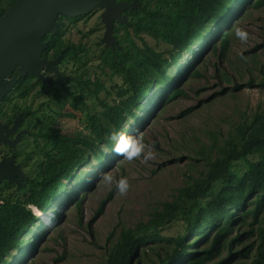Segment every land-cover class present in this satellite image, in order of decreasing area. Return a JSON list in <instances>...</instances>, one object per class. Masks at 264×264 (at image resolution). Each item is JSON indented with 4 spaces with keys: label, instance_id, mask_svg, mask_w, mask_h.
I'll list each match as a JSON object with an SVG mask.
<instances>
[{
    "label": "rangeland",
    "instance_id": "374dc122",
    "mask_svg": "<svg viewBox=\"0 0 264 264\" xmlns=\"http://www.w3.org/2000/svg\"><path fill=\"white\" fill-rule=\"evenodd\" d=\"M117 27L121 32L123 28ZM236 27L249 33L247 43L235 37ZM210 28L212 31L205 33L201 41H196L191 51L181 53L176 67H167L168 78L154 81L148 88L149 101L142 100L148 110L137 109L142 119H128L123 123L131 129V135L138 131L142 133L144 143L156 152L155 160L148 164L129 162L104 145V162L89 154L80 164V168L88 170L83 175L84 180H77L74 175L67 179L49 210L42 212L44 217L32 207L39 218L36 233L32 236L26 234L32 244L21 253L12 249L13 254L7 256L11 264H99L106 256L107 237L111 240L121 226L132 227L134 234L150 231L158 234L153 241L140 246L138 264H149L154 260V249L161 251L170 247V238L184 229V210L155 229L152 226L137 228V224L144 222L162 200L170 199L177 186L205 169L206 161L217 153V146L233 131L234 124L246 120L254 109L264 117V80L261 81L262 76L264 78V0L232 2L228 17ZM103 30L99 9L76 19L64 20L61 38L65 44L79 45H74L79 59H61L60 56L56 62L60 78L47 70L43 73L45 81L41 91L36 85L25 96L11 91L0 103L2 120H9L19 109H28V117H35L33 122L21 124L23 129L19 130L20 136L13 145L18 155L16 163L25 174H33L36 160L42 157L37 147L42 140L31 133L39 125L49 124L70 135L87 132L86 112L97 109L96 100L84 88H75L73 74L84 69L87 75H97L106 84L111 85L114 80L119 82L117 77H110L106 67L98 66V53L106 44L101 41ZM142 36L156 49L168 47L161 40L155 41L146 34ZM221 38H226L222 50ZM134 39L139 42L137 37ZM175 88L179 91H173ZM78 92L83 94L85 105L78 103L72 108L71 93ZM61 112H72V115H62ZM247 158L255 157L248 155ZM246 166V159L240 156L229 161L228 168L234 180ZM102 173H110L115 179L127 177L130 183L127 195L121 196L114 190L106 197L112 185L100 182ZM3 182L6 187L2 196L8 192L20 194L11 182ZM220 185L221 182L215 180L210 192L200 198L198 204H203L211 191L215 192ZM254 196L252 194L245 200L244 208L253 205ZM189 203L188 199L183 201L185 208ZM263 213L264 199L258 214L262 224ZM234 217L231 232L221 238L218 251H214L209 260L225 254L226 239L232 235L239 233L233 241L235 248L255 238L256 222L250 223V213L238 209ZM211 233L200 241L199 247L209 243ZM191 256L186 255L179 264ZM243 259L247 260L234 255L225 263L233 264Z\"/></svg>",
    "mask_w": 264,
    "mask_h": 264
},
{
    "label": "trees",
    "instance_id": "16d2710c",
    "mask_svg": "<svg viewBox=\"0 0 264 264\" xmlns=\"http://www.w3.org/2000/svg\"><path fill=\"white\" fill-rule=\"evenodd\" d=\"M12 1L0 0V15ZM139 1V7L125 10L127 24L120 23L125 28L124 34L117 37L116 44H104L97 56L98 66L106 67L110 77H117L119 82L114 80L111 85L106 84L97 75H87L84 69L72 76L75 88H84L96 100L97 109L92 113L86 112L87 132L70 135L49 124H41L31 132L42 140L37 146L42 157L36 160L33 174H27L20 184L14 186L20 194L8 192L1 196L0 264H11L7 256L13 254L12 249L21 253L32 244L26 234H35V227L39 223L38 214L32 207L38 213L50 208V204L62 192L65 181L71 176L84 180L83 175L88 170L80 168V164L87 160L89 154L104 162L106 154L101 146L112 150L113 132L131 135V129L123 123L128 119H142L137 109H147L142 100L149 101L146 92L151 84L168 78L167 67H176L181 53L191 51L196 41H201L205 33L212 31L211 26L225 20L232 9V2L243 0ZM60 27L54 33L42 35L41 39L46 41L42 55L52 58L61 52V59H79L74 44L63 42ZM142 34L155 41L161 40L168 47L165 50L156 49L145 41ZM225 40L221 38L220 50ZM29 77L32 74L18 77L15 89L18 88L20 95L24 94L23 82ZM177 90L173 89L175 92ZM101 91L102 95H99ZM7 96H2L0 103ZM82 97L81 92L71 93L72 108L78 103H85ZM60 114L72 115V112ZM216 149L217 153L206 161V167L199 175L177 186L170 199L162 200L158 207L150 211L144 222L137 224V228L152 226L155 229L173 218L178 211L184 210L183 231L170 238V247L161 251L154 249L156 257L149 264H179L190 254L192 256L183 264H230L225 262L230 261L234 255L247 260H237L233 264H264V224L259 221L258 215L264 199V117L254 109L246 120L234 124L233 131L228 133ZM248 155L255 158L248 159ZM234 156L245 158L247 164L236 180L228 168ZM215 180L221 182L219 188L215 192L211 191L203 204H198V200L210 192ZM114 190L113 184L106 197ZM252 194L255 195L253 205L244 208L245 200ZM186 199L190 203L185 208L183 201ZM238 209L250 213V223L256 222L255 238L235 248L233 241L239 233L232 235L226 239L225 254L209 260L214 251H218L217 244L221 238L231 232L234 214ZM132 229L130 226H121L111 240L107 237L109 243L106 256L99 264H138L140 246L153 241L158 234L154 231L134 234ZM209 232H212L209 243L199 247L198 244L206 239Z\"/></svg>",
    "mask_w": 264,
    "mask_h": 264
},
{
    "label": "water",
    "instance_id": "95a60500",
    "mask_svg": "<svg viewBox=\"0 0 264 264\" xmlns=\"http://www.w3.org/2000/svg\"><path fill=\"white\" fill-rule=\"evenodd\" d=\"M136 5L138 2L135 0H13L0 15V99L14 84L16 77L26 73L41 78V70L45 69L60 78L56 62L61 52L52 58L43 56L45 41L41 39L46 32L54 33L58 28V14L76 16L90 11L94 6L102 7L100 16L104 30L101 41L110 45L117 42L111 34L112 21H126L125 14H120V10ZM24 113L15 115L10 125L0 121V142L5 141L10 145L17 142L19 131L11 139L7 135L14 132L21 114ZM20 178L22 170L18 163H14L11 157H1L0 181Z\"/></svg>",
    "mask_w": 264,
    "mask_h": 264
},
{
    "label": "clouds",
    "instance_id": "9594fccd",
    "mask_svg": "<svg viewBox=\"0 0 264 264\" xmlns=\"http://www.w3.org/2000/svg\"><path fill=\"white\" fill-rule=\"evenodd\" d=\"M234 34L242 43H247L249 33L246 30L241 27H236ZM241 58L244 59L243 55H241ZM111 139L114 141L112 151L117 156H121L129 162L140 161L142 164H148L149 161L155 160L156 158L154 148L144 143L142 133L139 131L135 135H129L124 132H113ZM101 150H105L103 145L101 146ZM100 182L109 186L114 184L115 190L121 196L127 195L130 189V183L127 177L115 179L110 173H102Z\"/></svg>",
    "mask_w": 264,
    "mask_h": 264
},
{
    "label": "flooded vegetation",
    "instance_id": "af4514ba",
    "mask_svg": "<svg viewBox=\"0 0 264 264\" xmlns=\"http://www.w3.org/2000/svg\"><path fill=\"white\" fill-rule=\"evenodd\" d=\"M114 1H121V0H114ZM124 1H130V0H124ZM136 1L138 2V5H136V6H134V7H139V6H140V1H139V0H136ZM131 8H132V7H131ZM96 9H99V11H100V13H101V11H102V7H100V6H94V7H92V8L90 9V11H94V10H96ZM126 9H129V8H125V9L120 10V14H125V13H126V12H125ZM88 12H89V11H88ZM80 15H82V14H80ZM76 16H79V15H76ZM125 16H126V14H125ZM72 17H74V16H68V15L58 14V16H57V19L59 20V26H58V27H60V23H62V25H63L64 20H66V19L68 20V19H70V18H72ZM79 17H80V16H79ZM79 17H78V18H79ZM120 23L127 24V21H121V22L116 21V20H113V21H112V30H111V34L114 36V38H115L116 40H117V37H121L122 34H124V31H125L124 26L120 25ZM62 25H61V27H62ZM118 25H120V26L123 28L121 32L118 31V30H119V28L117 27ZM61 27H60V29H61ZM46 33H47V32H46ZM45 43H46V41H45ZM113 44H116V43H113ZM74 45H76V47H79L78 44H74ZM105 45H109V44H105ZM110 45H112V44H110ZM102 47H103V46H102ZM57 62H58V61H57ZM58 70H59V69H58ZM46 71H47V70H45V69H42V70H41V72H42V77H41V78H36V77L32 74V77H29L26 81L23 82V88L25 89V92H24L23 95H20V94H19V90H18L17 87H16L17 90L15 89V85H16V82L18 81V77H16V79H15V81H14V84L9 88V90H8L5 94H7V93H9V92L12 91L14 94H17L18 96H25L26 93H27L30 89H32L35 85L37 86V89H39V91H41V89L44 88L43 83H44V81H45V77H44L43 73L46 72ZM13 72H14V69L11 71V74H13ZM26 74H28V73H26ZM30 74H31V73H30ZM24 75H25V74H24ZM20 77H21V76H20ZM35 80H36V81H35ZM61 80H62V79H61ZM59 83H62V81H60ZM0 101H1V99H0ZM30 110H31V109H30ZM0 111H1V109H0ZM19 112H26V113L21 114V116H20V118H19V120H18V122H17V125H16V127H15L14 132H12V133H10V134L7 135L8 138H10V139L14 137L15 132H17V131L23 129V128H21V127H22L21 124H23V123L26 122V121L33 122V121L35 120V117H28V116L30 115L28 109H19V110L15 111V113L12 114V116L9 118V120H2V119H0V121H1V122H6L7 125H10V124L12 123V120H13V118L15 117V115H17ZM19 136H20V135H19ZM17 156H18V155H17V153H15L14 148H13V145H10V144H8V143L5 142V141H1V142H0V158H1V157H5V158L7 159V158L11 157V158L13 159V162L16 163V162H18V160L15 159ZM19 163H20V162H19ZM19 166H20V164L18 165V167H19ZM19 168L21 169V167H19ZM21 170H22V169H21ZM26 175H27V174L24 173V170H22V178H20V179L12 180V181H7L6 179H2V180L0 181V187H1V190H0V197L2 196L3 189L6 187V185H5V183H4L3 181H5V182H11L12 185L15 186L16 184H20V183L22 182V180L25 178ZM16 178H18V175H16Z\"/></svg>",
    "mask_w": 264,
    "mask_h": 264
},
{
    "label": "built area",
    "instance_id": "2783aa9c",
    "mask_svg": "<svg viewBox=\"0 0 264 264\" xmlns=\"http://www.w3.org/2000/svg\"><path fill=\"white\" fill-rule=\"evenodd\" d=\"M0 190H1V187H0ZM0 201H2L1 197H0Z\"/></svg>",
    "mask_w": 264,
    "mask_h": 264
}]
</instances>
